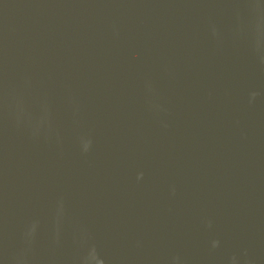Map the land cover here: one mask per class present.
<instances>
[{
  "label": "water",
  "instance_id": "1",
  "mask_svg": "<svg viewBox=\"0 0 264 264\" xmlns=\"http://www.w3.org/2000/svg\"><path fill=\"white\" fill-rule=\"evenodd\" d=\"M0 264H264V0H0Z\"/></svg>",
  "mask_w": 264,
  "mask_h": 264
}]
</instances>
